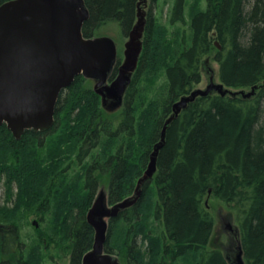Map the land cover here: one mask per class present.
Here are the masks:
<instances>
[{"label": "trees", "instance_id": "trees-1", "mask_svg": "<svg viewBox=\"0 0 264 264\" xmlns=\"http://www.w3.org/2000/svg\"><path fill=\"white\" fill-rule=\"evenodd\" d=\"M83 1L89 12L84 38L107 22L127 36L135 23L139 0ZM205 1L204 9L189 8L188 32L176 35L177 46L165 25L148 15L137 68L117 115L109 116L77 76L58 96L49 130L26 131L16 140L0 125V188L9 200L12 187L19 199L22 193L38 198L28 211H43L45 228L38 234L62 247L54 259L81 264L93 243L86 214L101 176L109 178V205L132 196L172 105L201 82L202 60L217 43L218 80L237 94L197 97L170 122L153 178L141 186L137 202L109 220L104 252L125 264H229L226 245L214 239L215 249L208 247L214 223L204 198L210 192L234 208L243 260L264 264V0ZM187 3L174 0L168 27L185 24ZM156 77L162 83L155 95ZM252 89L249 97L239 94ZM66 143L77 149L71 159ZM58 156L62 163H53ZM59 164L66 167L53 173L50 168ZM14 216L0 213V264H38L31 249H22Z\"/></svg>", "mask_w": 264, "mask_h": 264}, {"label": "water", "instance_id": "water-1", "mask_svg": "<svg viewBox=\"0 0 264 264\" xmlns=\"http://www.w3.org/2000/svg\"><path fill=\"white\" fill-rule=\"evenodd\" d=\"M88 16L83 0H10L0 6V125H5L14 139L19 140L26 131L49 130L58 96L77 76L94 81L93 92L100 97L103 108L114 110L121 106L142 50L144 13L138 3L136 22L124 44L123 62L111 82L108 77L116 63V46L108 38L83 37L81 30ZM253 90L239 94L249 97ZM211 92L221 96L237 94L224 89L222 83H214L212 74L204 90L195 89L172 105L133 196L110 208L102 192L95 198L86 214V222L94 231L93 243L81 264H121L104 252L108 227L105 220L137 202L141 186L155 174L156 157L170 122L197 97ZM234 263L244 264L240 251Z\"/></svg>", "mask_w": 264, "mask_h": 264}, {"label": "rangeland", "instance_id": "rangeland-1", "mask_svg": "<svg viewBox=\"0 0 264 264\" xmlns=\"http://www.w3.org/2000/svg\"><path fill=\"white\" fill-rule=\"evenodd\" d=\"M157 2H158V4H156ZM164 2H165V4H164ZM205 2H206L205 0H188V3H187L188 7H186L184 9V11L182 12V17H183L186 25L177 23L174 27H171V26L168 27L166 25V22L168 21L170 14L172 12V5L174 3V0H157L155 3L152 2V0H142L141 12L144 13L145 23L147 22L148 15L151 14L153 22L155 21L159 24L165 25L164 27H165V29H167L169 39L172 41V43L175 46H177L179 39H177L176 35L181 31H183L184 33L188 32L187 31L188 26H187L186 21L188 20V13L190 12L189 8L194 7V8H197L198 10L204 9L206 6ZM94 38H108V39L112 40L116 46L117 60L119 61V63L123 62L124 44L127 41V37L123 36V34L120 32V29L116 23L107 22V23L101 24L98 27L96 33L94 34ZM174 45H172V47H174ZM217 49H218V47L215 45V47H213V52L211 54H209L207 57L203 58L202 64H201L202 79H201V82L199 84L194 86V89H205L209 85V77L212 74L214 76V83H219V80H218V64L213 60L214 54H215ZM165 61H167V59H165ZM159 78L156 77L154 79L153 84H152L153 89L156 88L154 91L155 95L157 93L156 90H158L157 84L162 83L161 82L162 80H160ZM85 87H89V88L91 87V89H93V83L86 82ZM140 89H141V87H140ZM233 91L234 90H232V92ZM246 91H244V92H246ZM141 94L145 95V97L147 99H149L150 93H149V96H148V92L145 93V91H142ZM104 110L106 111V113H108L109 116L111 114V117L113 115L114 116L117 115L121 111V109H119V108L114 109V110H107V109H104ZM64 146L66 147V148H64L65 151L68 152L67 157L73 158L74 154L77 150L76 147L75 146L71 147V149L73 150V152H71V149H69L70 147L68 146L67 143ZM12 158H14V157H12ZM61 160L62 159L60 156L55 157L53 159V163H56V164L58 162L62 163ZM64 160H65V163L68 161L66 158ZM45 167L46 166H44V168ZM61 167L64 168L66 166H65V164L62 166H60V164H59L58 168H50V170H53L52 172L54 173V172L58 171L59 168H61ZM67 168H68V166H67ZM67 168L62 169V170L67 171ZM4 175H5V173H3V176ZM4 177H6V175ZM108 180H109L108 175L104 173V175L101 176L97 192L98 191H99V193L102 192L101 195H102L103 201L105 202L106 207L110 208L107 205V193H108V183H109ZM152 186H153L152 182H150L148 184V187L151 188ZM135 187H134V190H135ZM147 189H146L145 193H147V191H149V189L148 190ZM10 190H11L12 194H11V198L9 200V199H6V197H4L5 196V189L0 188V213H4L7 215H11V216H13L14 214L17 215V216H14L12 221H13L14 225L18 228L17 233H18L19 240L22 242L21 243L22 249H31V253H32L31 254V261L33 263H38V264H40V263L41 264H51L54 261H55V264L56 263L57 264H69L68 258H66V259L55 258L54 259L53 253H55V251H56L55 249H62L61 246H56L55 244H52L51 243L52 240L38 234L37 230L45 228L44 227L45 221L42 219L43 215H44L43 211L39 209L33 213H29V211H30L29 209H32L31 207H34L38 204V198H37V200H34V198H32L33 197L32 194H30V196L29 195L26 196L25 193H22V196H21L22 199H19V197H20L19 191L14 190L13 187ZM133 194H134V192H133ZM133 194H132V196H133ZM92 203H91V205H92ZM204 205L206 207V210L211 214V216L213 218V223H214V230H213V234L211 236V239L209 241L208 247L211 249H215L213 247H216L217 243H222V244L226 245L227 249L225 250V253L228 255L229 264H235L234 262L237 259L239 251L241 252V258H243V255H242V249H241L240 241H239V232L237 229V223L233 219L235 217L234 208L230 205H227V204L217 200L210 193L204 198ZM229 216L231 218L233 217L232 221H231V219L228 220L227 217H229ZM214 239L217 241V243L213 242ZM52 258H53V262H52ZM123 264H125V262ZM245 264H246V262H245Z\"/></svg>", "mask_w": 264, "mask_h": 264}, {"label": "flooded vegetation", "instance_id": "flooded-vegetation-1", "mask_svg": "<svg viewBox=\"0 0 264 264\" xmlns=\"http://www.w3.org/2000/svg\"><path fill=\"white\" fill-rule=\"evenodd\" d=\"M86 82H91V83H93V85H94V82H92V81H90V80H86ZM108 223H109V221H108ZM226 250V249H225Z\"/></svg>", "mask_w": 264, "mask_h": 264}]
</instances>
